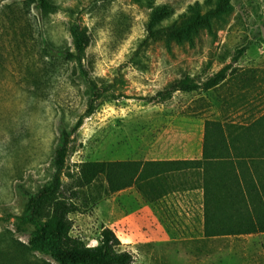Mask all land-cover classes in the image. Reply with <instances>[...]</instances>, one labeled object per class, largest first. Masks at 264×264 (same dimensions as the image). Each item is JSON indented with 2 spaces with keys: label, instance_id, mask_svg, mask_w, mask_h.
Listing matches in <instances>:
<instances>
[{
  "label": "rangeland",
  "instance_id": "rangeland-1",
  "mask_svg": "<svg viewBox=\"0 0 264 264\" xmlns=\"http://www.w3.org/2000/svg\"><path fill=\"white\" fill-rule=\"evenodd\" d=\"M52 1L58 11L43 15L33 3L0 0V248L27 245L28 232L17 220L25 192L47 178L61 114L72 124L85 110V87L74 63L47 49L49 43L71 46L70 23L89 35L84 64L104 93L71 139L64 182L86 162L194 161L192 151L202 146L208 120L247 128L235 134L246 138L245 156L263 164L264 0H228L227 13L214 16L210 30L192 42L149 46L143 44L149 28L181 22L195 4L200 13L213 12L218 0ZM241 48L235 71L219 87L149 99L183 75L203 82L231 64ZM45 67L49 82L33 98L30 78ZM226 132L234 135L232 129ZM160 181L166 194L149 204L135 187L108 194L99 180L86 194L96 196V203L69 215L70 236L91 247L108 228L120 250L133 254L132 264H264V234L204 236L197 172L172 171ZM152 216L180 240L166 243ZM32 255L50 262L43 254Z\"/></svg>",
  "mask_w": 264,
  "mask_h": 264
},
{
  "label": "trees",
  "instance_id": "trees-1",
  "mask_svg": "<svg viewBox=\"0 0 264 264\" xmlns=\"http://www.w3.org/2000/svg\"><path fill=\"white\" fill-rule=\"evenodd\" d=\"M33 3L43 14H53L58 6L52 0H24ZM190 15L179 23L147 30L144 46L155 43L192 42L201 31L210 30L214 16L228 11V0H218L213 12H199V4L190 7ZM264 17V4L262 9ZM71 46L47 44V49L58 55L64 62L74 63L78 77L85 87L86 105L84 113L74 123L67 122L61 114L58 135L45 181L35 189L25 192L22 214L18 224L28 232L27 245L17 248L7 243L0 248L3 264H132L133 254L120 250V241L108 228L101 229L95 246H86L81 240L71 237V214L85 212L88 205L96 203V196L87 198V191L96 183H105V192L119 193L135 187L149 204L166 194L160 179L172 171L190 170L200 175L199 188L202 191L203 230L205 237L254 236L264 234V156L258 166L252 158L245 156L242 140L245 136L235 134L247 128L219 120L205 122L202 143V157L194 161L170 162H86L76 166L75 174L67 181L61 175L69 154L72 137L83 123V118L93 115L101 104L103 88H99L90 77L85 51L90 38L87 31L76 23L69 24ZM245 48L234 56L232 63L196 82L183 75L157 92L151 101L169 99L174 93L208 91L219 87L235 71ZM47 67L30 78L31 96L39 97L49 82ZM232 129L227 133L226 130ZM233 154L229 155V152ZM251 159V160H250ZM249 160V162L247 161ZM40 253L50 262L35 259L33 253Z\"/></svg>",
  "mask_w": 264,
  "mask_h": 264
},
{
  "label": "crops",
  "instance_id": "crops-1",
  "mask_svg": "<svg viewBox=\"0 0 264 264\" xmlns=\"http://www.w3.org/2000/svg\"><path fill=\"white\" fill-rule=\"evenodd\" d=\"M246 139V138H245ZM248 140V139H247ZM250 141V140H249ZM248 141V142H249ZM260 150L261 151H263V154L260 156V158H262V160H263V156H264V146L262 147H260ZM188 152V151H187ZM192 153H194V156H193V158L191 159V160H200L201 159V157H202V146L201 145H199L194 151H192ZM183 160H185V159H183ZM251 160V159H250ZM253 160V159H252ZM150 161H152V162H160V161H171L170 159H151ZM248 162H249V160H247ZM252 162H254V160L252 161ZM151 224L152 225H154L155 227H156V229L159 231V233H164V237H165V242L166 243H173V242H178L179 240L178 239H176V238H171L169 235H168V233H166V231L164 230V228L160 225V223L158 222V220L156 219V217L155 216H152L151 217ZM186 225H188V226H190V222L188 221V222H186ZM187 226V227H188ZM188 228H190V227H188ZM260 235V234H259ZM248 236H251V235H248ZM255 236V235H254ZM163 237V238H164ZM225 237H230V236H225ZM220 237H212V239H219ZM204 239V238H203Z\"/></svg>",
  "mask_w": 264,
  "mask_h": 264
}]
</instances>
